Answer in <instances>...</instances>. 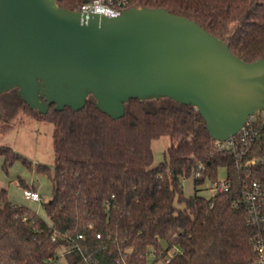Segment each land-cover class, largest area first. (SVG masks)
Listing matches in <instances>:
<instances>
[{
  "label": "trees",
  "instance_id": "16d2710c",
  "mask_svg": "<svg viewBox=\"0 0 264 264\" xmlns=\"http://www.w3.org/2000/svg\"><path fill=\"white\" fill-rule=\"evenodd\" d=\"M57 2L72 11L82 5ZM136 7L163 8L197 22L245 62L264 58V0H136ZM24 104L30 116L54 125V172L36 167L49 176L53 197L44 203L47 221L11 202L0 187V264H57L61 253L66 264H147L150 252L165 256L172 250L169 264L255 260L252 242L262 229L250 223L240 198L251 182L264 183V163L245 166L264 159L263 114L246 125L254 135L252 148L230 154L218 150L193 106L174 101L148 108L147 101L131 100L116 120L92 97L77 112L52 105L43 115ZM11 129L0 121V135ZM163 136L170 145L154 165L152 142ZM0 156L6 174L17 161L31 167L10 147L1 146ZM200 164L205 168L194 178ZM220 168H226L229 192L206 198L196 189L184 195L185 179L200 188L215 182Z\"/></svg>",
  "mask_w": 264,
  "mask_h": 264
},
{
  "label": "water",
  "instance_id": "95a60500",
  "mask_svg": "<svg viewBox=\"0 0 264 264\" xmlns=\"http://www.w3.org/2000/svg\"><path fill=\"white\" fill-rule=\"evenodd\" d=\"M16 89L47 114L84 109L113 119L131 100L193 106L214 141L264 115V58L245 62L197 22L163 8L106 17L57 0H0V95Z\"/></svg>",
  "mask_w": 264,
  "mask_h": 264
},
{
  "label": "rangeland",
  "instance_id": "374dc122",
  "mask_svg": "<svg viewBox=\"0 0 264 264\" xmlns=\"http://www.w3.org/2000/svg\"><path fill=\"white\" fill-rule=\"evenodd\" d=\"M172 101L164 98L160 100H148V108L170 105ZM0 121H7L12 129L5 135H0V147L12 148L17 154L23 156L31 167L25 166L17 161L6 174L3 168L4 158L0 156V187L8 191L11 202L18 205H25L36 211L41 217L49 221L44 210V203L49 202L53 197V185L48 175L39 173L37 165L48 166L54 172L55 154L53 148L54 125L30 116L25 108L24 102L18 95L16 89L0 95ZM170 145V139L163 136L152 142L154 154V165L164 160V154ZM225 168H220L219 179L225 178ZM23 180L28 186H22ZM211 183L206 182L204 186L196 188L192 178L183 181V192L186 197L198 193L210 198ZM24 188L37 190L42 197L41 201L26 200L23 196Z\"/></svg>",
  "mask_w": 264,
  "mask_h": 264
},
{
  "label": "built area",
  "instance_id": "2783aa9c",
  "mask_svg": "<svg viewBox=\"0 0 264 264\" xmlns=\"http://www.w3.org/2000/svg\"><path fill=\"white\" fill-rule=\"evenodd\" d=\"M135 2L136 0H82V5L78 11H81L85 14H98L100 16L106 17H117L120 16L125 10L132 8ZM255 117L256 116L250 117L248 122H253ZM246 125L236 136L226 141H215L218 150L222 152H228L230 154H244L247 152V150L251 149L253 145L252 138L254 135H251V129L246 128ZM262 129L264 131V121L262 124ZM260 163H264V159H261L260 161L258 159L249 160L246 162L245 166L249 167ZM204 168V165L200 164L198 167L199 170L194 175V178H199L201 176V171H203ZM210 183L211 187L209 189L212 193V196L229 192L231 188V184L227 177V171L225 178L219 179L218 177L215 182ZM23 196L26 200H42V197L38 191L28 188H24ZM240 203L248 207V218L250 223L257 225L262 229V231L253 239L252 242L256 258L248 264H264V183L260 181H253L248 186H246L242 190ZM53 240H55V238H53ZM71 248H76L77 250L81 251L78 245H72ZM174 255H176V252L173 250L167 253L165 256H160L155 252H150L147 264H169ZM63 256L64 255L61 253L57 260V264H66V262L63 260Z\"/></svg>",
  "mask_w": 264,
  "mask_h": 264
},
{
  "label": "crops",
  "instance_id": "0c3cea01",
  "mask_svg": "<svg viewBox=\"0 0 264 264\" xmlns=\"http://www.w3.org/2000/svg\"><path fill=\"white\" fill-rule=\"evenodd\" d=\"M35 191H37V190H35Z\"/></svg>",
  "mask_w": 264,
  "mask_h": 264
}]
</instances>
